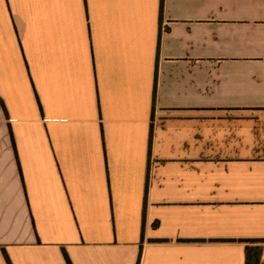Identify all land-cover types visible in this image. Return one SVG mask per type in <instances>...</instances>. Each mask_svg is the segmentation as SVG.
I'll use <instances>...</instances> for the list:
<instances>
[{"label":"crops","instance_id":"crops-1","mask_svg":"<svg viewBox=\"0 0 264 264\" xmlns=\"http://www.w3.org/2000/svg\"><path fill=\"white\" fill-rule=\"evenodd\" d=\"M163 1L0 0V264L264 239V0Z\"/></svg>","mask_w":264,"mask_h":264},{"label":"trees","instance_id":"trees-1","mask_svg":"<svg viewBox=\"0 0 264 264\" xmlns=\"http://www.w3.org/2000/svg\"><path fill=\"white\" fill-rule=\"evenodd\" d=\"M164 1L162 0L161 12H163ZM236 242V241H230ZM239 243H242L246 246V264H264V239H246L239 240ZM6 261L8 264H12L8 258L5 249H3ZM64 255L66 257L67 263L72 264L70 258L64 250Z\"/></svg>","mask_w":264,"mask_h":264}]
</instances>
